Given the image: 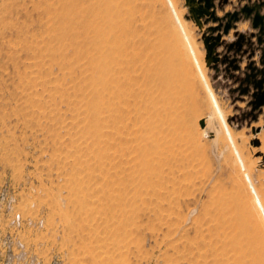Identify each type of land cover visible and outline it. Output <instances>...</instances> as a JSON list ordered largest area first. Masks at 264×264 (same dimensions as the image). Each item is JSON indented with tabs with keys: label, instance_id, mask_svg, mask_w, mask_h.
Segmentation results:
<instances>
[{
	"label": "rangeland",
	"instance_id": "1",
	"mask_svg": "<svg viewBox=\"0 0 264 264\" xmlns=\"http://www.w3.org/2000/svg\"><path fill=\"white\" fill-rule=\"evenodd\" d=\"M129 2L124 51L170 55L182 77L185 105L172 120L154 112L139 123L132 107L116 119L108 83L117 74L143 89L147 58L137 75L114 65L123 72L106 74L107 86L97 81L98 0H0L6 262L251 264V236L264 264V105L254 97L264 44L242 17L216 47L220 61L207 63L205 40L219 22L199 26L187 0ZM256 2L215 0L216 16Z\"/></svg>",
	"mask_w": 264,
	"mask_h": 264
},
{
	"label": "bare ground",
	"instance_id": "2",
	"mask_svg": "<svg viewBox=\"0 0 264 264\" xmlns=\"http://www.w3.org/2000/svg\"><path fill=\"white\" fill-rule=\"evenodd\" d=\"M129 1L130 0H98V8L97 11L95 12L97 16L95 22V32H96L95 37L98 39L96 42L99 43V45L103 50L102 51L103 56L100 57V62H99L100 67L98 69L99 75L97 76V81L105 86H107V81L105 79L106 74L112 75L113 73L114 75V73L116 74V71H121L122 73L124 69H125L124 73L129 71L131 74V72L135 71L134 69H137V68L133 69L134 65L138 63L139 60H143L146 57L145 54L147 51L144 53V50L142 48L141 50L139 49V51H137V49L135 48L136 51L133 50L128 55L124 51V47H126L127 49V45L131 41L130 39H128L130 36L128 34V29H129L128 26L130 24L129 22L131 21V16L133 15V12H132L131 3ZM131 39H133L134 41V38ZM162 44L163 45H160L161 48L168 49V46L166 47L164 43ZM164 54H166V52ZM147 56L149 58V56L152 55L149 54ZM155 56L158 57L159 59L158 61L157 60L155 61V59L154 60L148 59L147 57L146 58L151 61H148L147 59L146 60L144 59L145 61L143 60L144 63L140 61L141 63H143L142 66H144L143 73L140 72V74L141 73L143 74V76H141L143 77L142 79H144L142 80L140 78V80L144 82V84L140 83V85L143 86V89L139 88V90L137 89L138 90L137 91L135 90V88H133L134 87L133 85H135V83L137 85L138 83V78L134 80V78L137 77L136 76L137 71L134 72L136 73V75L132 73V75L133 74L135 75V77L133 75L134 77L133 80L136 81L133 82L134 84L131 83L132 81L131 80L129 81L128 79H126V83H124V81L121 80L117 76V74L114 75L112 77L111 82L108 83L109 91L111 95L110 104L113 107L115 114L117 113V115H115L116 119L123 121L124 118H128L130 114L133 113V111L131 112L128 111L130 112V114L127 113L129 115L125 117V115H127L126 112L127 110H129L130 107H132V110L133 108L135 109L134 112H137V115L136 113L134 115L131 114V117L137 116L136 121L139 123L141 120L143 121L144 118L145 120L147 118L151 119L154 112H156L155 114L160 116L161 122L164 119L172 120L175 116H179V112H181L180 110L183 109L182 107L185 105V98L184 96H181L183 89L182 77H180L179 73L174 68L172 63V58L170 55H161L158 52L155 54ZM210 62H211V58L207 56V63ZM114 65L122 66L124 67V69L123 70L117 69L115 71L113 69ZM138 66L142 67L141 64L140 65L138 64ZM135 67H137V65H135ZM116 68L119 67L116 66ZM117 73L120 74V72ZM140 74H138V76ZM115 76H117V78ZM130 77L131 75L129 76V78ZM140 85L139 87H142ZM136 87L138 88V85ZM132 93L135 95L134 99L135 98H137V100L138 98L140 99L139 101L135 99L136 101L132 102L133 106H131V101H132L131 96L133 97ZM156 104H159V106L157 105L158 106L157 108L155 107ZM119 112L121 113V116L119 115ZM136 121H135V125H136ZM127 128L129 127L127 126ZM125 156L127 157V155ZM240 226H241L240 227L241 231L243 232L246 231L247 226H245L244 224H241ZM256 242L257 241L251 236L245 239L246 248L250 251L251 264H262L263 261L260 259V254H258L259 248H257ZM241 247L243 249V246ZM247 249L246 250L244 249V251L242 250L241 254L243 257L242 256L241 257L243 258V261L244 259L246 261V258H244L245 251H247L246 253H249ZM248 258L249 257H247V259ZM241 264L244 263L241 262Z\"/></svg>",
	"mask_w": 264,
	"mask_h": 264
},
{
	"label": "water",
	"instance_id": "3",
	"mask_svg": "<svg viewBox=\"0 0 264 264\" xmlns=\"http://www.w3.org/2000/svg\"><path fill=\"white\" fill-rule=\"evenodd\" d=\"M191 9V14L193 19L200 26L202 25V19L206 17V20H213L214 22H219V25L216 27H211L210 31L213 33L217 32L216 35L208 36L205 40L206 48H207V56L211 58V61L214 63H218L220 58L216 56V47L221 44V39L223 35L229 34V32L236 27V24L241 21L242 17L250 19L252 22V27L256 30H259L258 33V43L262 44L264 41V14H262L261 10L264 7V3L259 5H246L241 10H237L233 13L227 14L225 18H220L216 16V3L215 0H187ZM206 22V21H205ZM219 31V32H218ZM255 36V34H254ZM244 37L239 36L238 40L233 47L236 46L238 50H241L243 47V39ZM255 68L253 67V70ZM256 70V69H255ZM263 77L260 80L255 82V89L257 92L254 93L255 97V105L256 108H260L264 105V71H261ZM255 77L256 75L253 74ZM202 128H205V121L202 120L200 122ZM259 141L256 140L254 142L255 146H259Z\"/></svg>",
	"mask_w": 264,
	"mask_h": 264
},
{
	"label": "built area",
	"instance_id": "4",
	"mask_svg": "<svg viewBox=\"0 0 264 264\" xmlns=\"http://www.w3.org/2000/svg\"><path fill=\"white\" fill-rule=\"evenodd\" d=\"M261 3H264V0H259V2H256V3H253L252 5H250V6H254V5H259V4H261ZM247 5H249V4H247ZM246 6V5H245ZM262 14H264V8L262 9ZM254 29V28H253ZM254 30H256V29H254ZM256 38H257V40H258V33H259V30H256ZM262 44H264V41H263V43ZM257 70V69H256ZM1 236H2V233L0 232V264H9L8 262H6V260H5V255H6V251H5V249H7L6 247V245H5V243L6 242H4L3 240H2V238H1Z\"/></svg>",
	"mask_w": 264,
	"mask_h": 264
},
{
	"label": "crops",
	"instance_id": "5",
	"mask_svg": "<svg viewBox=\"0 0 264 264\" xmlns=\"http://www.w3.org/2000/svg\"><path fill=\"white\" fill-rule=\"evenodd\" d=\"M235 12V11H234ZM233 13V12H232ZM237 25V24H236ZM239 33V32H238ZM237 34V31H235V29H232L231 32L227 35H223L224 38H228L231 37L233 35V37H235V35ZM230 40H232V37L230 38Z\"/></svg>",
	"mask_w": 264,
	"mask_h": 264
},
{
	"label": "flooded vegetation",
	"instance_id": "6",
	"mask_svg": "<svg viewBox=\"0 0 264 264\" xmlns=\"http://www.w3.org/2000/svg\"><path fill=\"white\" fill-rule=\"evenodd\" d=\"M258 2H259V0H258ZM243 7H244V6H243ZM243 7H242V8H243ZM242 8H241V9H242ZM250 24H251V26H252V22H251V21H250ZM230 32H231V31H230ZM230 32H229V33H230ZM222 39H223V38H222ZM222 39H221V41H222ZM221 43H222V42H221Z\"/></svg>",
	"mask_w": 264,
	"mask_h": 264
}]
</instances>
